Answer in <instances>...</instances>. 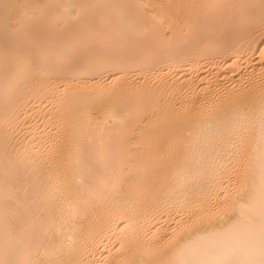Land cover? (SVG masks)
Wrapping results in <instances>:
<instances>
[{"label": "bare ground", "instance_id": "obj_1", "mask_svg": "<svg viewBox=\"0 0 264 264\" xmlns=\"http://www.w3.org/2000/svg\"><path fill=\"white\" fill-rule=\"evenodd\" d=\"M0 264H264V0H0Z\"/></svg>", "mask_w": 264, "mask_h": 264}]
</instances>
